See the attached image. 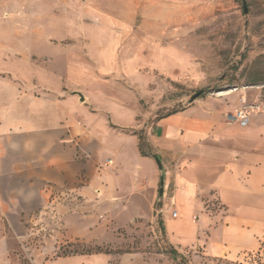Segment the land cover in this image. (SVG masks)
Segmentation results:
<instances>
[{"label": "rangeland", "instance_id": "374dc122", "mask_svg": "<svg viewBox=\"0 0 264 264\" xmlns=\"http://www.w3.org/2000/svg\"><path fill=\"white\" fill-rule=\"evenodd\" d=\"M26 83L36 92L71 95L66 106L93 138L68 150L65 183L49 181L47 201L27 202L24 185L11 201L14 186H1L18 264H36L31 260L41 255H104L114 264L131 253L145 264H264L261 244L239 261L209 255L202 241L216 249L223 239L209 229L172 245L174 260L153 157L152 188L128 193L110 185L120 168L112 152L131 151L139 136L149 147L151 127L192 103L195 92L264 90V0H0V85L9 91ZM142 172L149 173L146 164ZM28 207L34 216H10L12 208Z\"/></svg>", "mask_w": 264, "mask_h": 264}, {"label": "crops", "instance_id": "0c3cea01", "mask_svg": "<svg viewBox=\"0 0 264 264\" xmlns=\"http://www.w3.org/2000/svg\"><path fill=\"white\" fill-rule=\"evenodd\" d=\"M70 97L58 90L36 92L28 83L9 91L0 85V190L3 185L14 186L11 201H18L19 185L27 190V202L47 201L43 187L49 181L58 186L65 183L64 172L67 165L71 167L66 162L71 157L68 150L75 143L82 148L83 141L93 138L66 106L74 101ZM243 104L259 105L263 110L253 113L247 126L229 124L225 114ZM147 143L163 167L161 213L168 243H189L209 229L214 238L223 236L216 249L206 239L202 241L209 255L239 261L256 252L260 244L264 247V90L239 86L206 93L159 119L147 133ZM133 147L128 152H112V160L120 168L113 173L110 185L115 190L142 193L155 185L157 170L148 158L152 156L140 154L135 139ZM142 164L149 173L142 172ZM50 170H54L52 175ZM39 188V194L32 192ZM167 200L174 202L176 217L171 216ZM2 203L0 193V264H18L12 253L17 241L9 240ZM41 212L48 213L45 209ZM34 214L30 207L10 211L13 218ZM15 223L10 220L16 238ZM31 261L110 264L104 255L52 260L41 255ZM114 264H145V258L140 253L125 254Z\"/></svg>", "mask_w": 264, "mask_h": 264}, {"label": "built area", "instance_id": "2783aa9c", "mask_svg": "<svg viewBox=\"0 0 264 264\" xmlns=\"http://www.w3.org/2000/svg\"><path fill=\"white\" fill-rule=\"evenodd\" d=\"M263 109L259 106V105H247V104H243L240 107H238L237 109L231 111V112H227L225 114V118L226 121L229 124H237L239 126H247L248 121L250 116L253 113H259L261 112ZM112 161H109V163H111ZM170 208H171V216L172 217H176L177 216V211L173 209L174 206V202L170 201Z\"/></svg>", "mask_w": 264, "mask_h": 264}, {"label": "water", "instance_id": "95a60500", "mask_svg": "<svg viewBox=\"0 0 264 264\" xmlns=\"http://www.w3.org/2000/svg\"><path fill=\"white\" fill-rule=\"evenodd\" d=\"M247 13L246 7L244 6V14ZM201 94V90L195 92L194 94H192L189 98V101H193L195 100L199 95ZM79 97H80V101L83 100V96L78 93ZM154 160L156 162L157 168H158V172H159V190H158V201H160L162 199L163 196V177H164V173H163V167H162V163L160 158L157 155H154Z\"/></svg>", "mask_w": 264, "mask_h": 264}, {"label": "trees", "instance_id": "16d2710c", "mask_svg": "<svg viewBox=\"0 0 264 264\" xmlns=\"http://www.w3.org/2000/svg\"><path fill=\"white\" fill-rule=\"evenodd\" d=\"M208 89L209 88L200 89L201 90V94L199 96H202L204 93H206L208 91ZM138 149H139L140 154L143 155V156H152V157H154V155H156L155 153L152 152V150H150V147L146 146L142 136H139V139H138ZM169 245H171V244H169ZM169 249H170L169 253H170L171 257L174 260H177L178 259V253L176 252L174 247L171 245Z\"/></svg>", "mask_w": 264, "mask_h": 264}, {"label": "bare ground", "instance_id": "6f19581e", "mask_svg": "<svg viewBox=\"0 0 264 264\" xmlns=\"http://www.w3.org/2000/svg\"><path fill=\"white\" fill-rule=\"evenodd\" d=\"M179 234V233H178ZM181 234V233H180Z\"/></svg>", "mask_w": 264, "mask_h": 264}]
</instances>
